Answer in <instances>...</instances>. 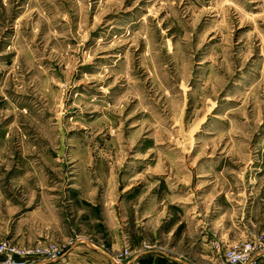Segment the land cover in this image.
Instances as JSON below:
<instances>
[{
  "label": "rangeland",
  "instance_id": "obj_1",
  "mask_svg": "<svg viewBox=\"0 0 264 264\" xmlns=\"http://www.w3.org/2000/svg\"><path fill=\"white\" fill-rule=\"evenodd\" d=\"M262 231L264 0H0V246L197 264Z\"/></svg>",
  "mask_w": 264,
  "mask_h": 264
},
{
  "label": "crops",
  "instance_id": "obj_2",
  "mask_svg": "<svg viewBox=\"0 0 264 264\" xmlns=\"http://www.w3.org/2000/svg\"><path fill=\"white\" fill-rule=\"evenodd\" d=\"M109 207V206H108ZM110 208V207H109ZM113 209L111 210V208L109 209V213L107 214V216L109 217L110 222L113 224L112 227V231H111V247L114 249H118L120 247H122V245L124 244V242L126 241V237H127V231L124 229L125 227V222L122 220V218L125 216V214H123L124 216L121 217L122 213L120 212L119 208H116V206L112 207ZM58 214H54V221L56 220V216ZM44 216L47 219L48 222H51V220L48 218V216H46L45 212H44ZM54 223V222H53ZM216 237V235H215ZM217 238V237H216ZM214 239V237H210L209 239L206 238V236L202 237V240L199 241L200 243L197 247V260H199L200 262H198L197 264H202L204 262H206L207 258H210L212 260V254L214 253L212 251V249L210 248V241ZM79 248H83V250L85 251L86 255H101L104 256L105 258H110L109 254L107 252H105L103 249L99 248L97 245H95L94 243H90V242H85V246L82 247V245H78L74 244L71 245V252H75L76 250H78ZM83 253V252H82ZM152 253H146L145 256H142L141 258V262H143V264H191L190 262L181 260L179 258L173 257V256H166V257H155ZM201 255V256H198ZM82 261V260H81ZM81 264H87V262L84 260L81 262ZM127 264H131L130 262H128ZM257 264H264V254H262L261 256L258 257V262Z\"/></svg>",
  "mask_w": 264,
  "mask_h": 264
},
{
  "label": "built area",
  "instance_id": "obj_3",
  "mask_svg": "<svg viewBox=\"0 0 264 264\" xmlns=\"http://www.w3.org/2000/svg\"><path fill=\"white\" fill-rule=\"evenodd\" d=\"M210 248L212 254L211 264H257L258 257L264 254V231L240 244L224 245L219 239H212ZM8 251L7 256L0 264H26L23 259H17L15 254L25 255V251H20L14 247L0 246V253ZM22 256V257H23ZM58 257L49 259L56 260Z\"/></svg>",
  "mask_w": 264,
  "mask_h": 264
},
{
  "label": "bare ground",
  "instance_id": "obj_4",
  "mask_svg": "<svg viewBox=\"0 0 264 264\" xmlns=\"http://www.w3.org/2000/svg\"><path fill=\"white\" fill-rule=\"evenodd\" d=\"M115 260V259H114Z\"/></svg>",
  "mask_w": 264,
  "mask_h": 264
}]
</instances>
